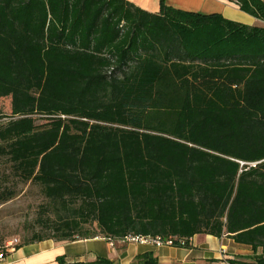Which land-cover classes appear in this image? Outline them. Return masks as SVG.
I'll list each match as a JSON object with an SVG mask.
<instances>
[{
  "label": "trees",
  "instance_id": "1",
  "mask_svg": "<svg viewBox=\"0 0 264 264\" xmlns=\"http://www.w3.org/2000/svg\"><path fill=\"white\" fill-rule=\"evenodd\" d=\"M229 1L264 22V0ZM4 118L0 157L46 200L20 246L226 236L253 253L228 264H264V26L164 0H0Z\"/></svg>",
  "mask_w": 264,
  "mask_h": 264
},
{
  "label": "crops",
  "instance_id": "2",
  "mask_svg": "<svg viewBox=\"0 0 264 264\" xmlns=\"http://www.w3.org/2000/svg\"><path fill=\"white\" fill-rule=\"evenodd\" d=\"M148 13L160 11V0H125ZM168 7L202 15L219 14L227 20L248 26H264L241 12L229 0H164ZM112 247L104 238L98 237L71 243L52 240L8 248L3 264H56L59 257L67 263L92 262L106 258L113 264H131L139 255L151 253L157 264H228L252 256L250 248L238 245L226 236L216 238L196 235L189 240L188 247H157L150 244H127L113 240ZM223 250V251H222Z\"/></svg>",
  "mask_w": 264,
  "mask_h": 264
},
{
  "label": "rangeland",
  "instance_id": "3",
  "mask_svg": "<svg viewBox=\"0 0 264 264\" xmlns=\"http://www.w3.org/2000/svg\"><path fill=\"white\" fill-rule=\"evenodd\" d=\"M3 104L8 106L9 100L4 99ZM8 120V118L0 119V125ZM41 124H45L42 119L36 122V125ZM0 184L2 188H8L14 192L11 200L0 205V250H2L10 241L17 240L18 246L29 240L35 232L42 231L37 220L40 212H44L42 207H45L46 200L39 186L21 183L12 178L9 165L1 157Z\"/></svg>",
  "mask_w": 264,
  "mask_h": 264
},
{
  "label": "built area",
  "instance_id": "4",
  "mask_svg": "<svg viewBox=\"0 0 264 264\" xmlns=\"http://www.w3.org/2000/svg\"><path fill=\"white\" fill-rule=\"evenodd\" d=\"M124 243L127 244H150L157 247L167 246V247H184L186 245V241L177 238H168L162 239L160 237H150V236H128L122 240ZM109 245L112 247L111 240H108ZM17 240H13L8 242L2 250H0V264H3L5 260V253L8 248H11L17 245ZM223 251V250H222Z\"/></svg>",
  "mask_w": 264,
  "mask_h": 264
}]
</instances>
